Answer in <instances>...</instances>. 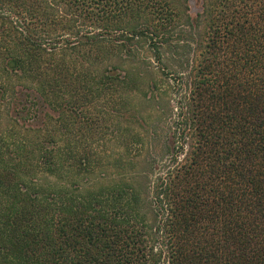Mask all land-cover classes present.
<instances>
[{
  "label": "trees",
  "instance_id": "1",
  "mask_svg": "<svg viewBox=\"0 0 264 264\" xmlns=\"http://www.w3.org/2000/svg\"><path fill=\"white\" fill-rule=\"evenodd\" d=\"M195 20L0 0V264H264V0Z\"/></svg>",
  "mask_w": 264,
  "mask_h": 264
},
{
  "label": "rangeland",
  "instance_id": "2",
  "mask_svg": "<svg viewBox=\"0 0 264 264\" xmlns=\"http://www.w3.org/2000/svg\"><path fill=\"white\" fill-rule=\"evenodd\" d=\"M173 1L177 3V5L181 8V10L184 11V9H185L187 11V14H189L192 18H194V20H195L196 14L200 13V11L202 9V0H173ZM184 20H187L186 17ZM193 23H194V27H195V36L193 38H197L196 40L199 42L198 38L200 36V32H201V34L203 32L204 21H203L202 17H199L198 20L193 21ZM196 28H197L199 33H196L197 32ZM197 34H198V36H197ZM184 37L187 38V40H189L188 43L191 42L190 34H186V35H184ZM198 48H199V45L197 44V49ZM185 50H188V48H185ZM189 50H190V48H189ZM171 61L172 60L169 58L168 63ZM171 65L172 64L169 63V66H171ZM145 73H147V72H145ZM145 76H148L150 78V74H148V73ZM131 105L133 107V111H131V113H130L131 116L128 120L124 119L125 120L124 122L138 127L139 123H141V122L143 123V119L146 120L148 118V114H149L148 112L151 109V104L147 100L142 99V97L139 95V96H135L134 100H132V102H131ZM145 126L148 127L147 124ZM118 130H119L118 125H114V126L109 127V131H115L114 137H112V140L114 142H108L107 146L112 147V148H114L116 146L117 139L115 138V136L118 133ZM159 133L161 134L162 131L161 132L159 131Z\"/></svg>",
  "mask_w": 264,
  "mask_h": 264
}]
</instances>
